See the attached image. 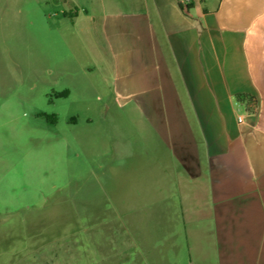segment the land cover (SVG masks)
I'll list each match as a JSON object with an SVG mask.
<instances>
[{"label":"rangeland","instance_id":"obj_1","mask_svg":"<svg viewBox=\"0 0 264 264\" xmlns=\"http://www.w3.org/2000/svg\"><path fill=\"white\" fill-rule=\"evenodd\" d=\"M97 7L0 0V153L31 156L42 173L38 207L16 210L17 237L0 241L16 254L0 264H218L209 209L184 226L174 192L149 189L155 139L133 104L114 105L99 22L83 13Z\"/></svg>","mask_w":264,"mask_h":264},{"label":"crops","instance_id":"obj_2","mask_svg":"<svg viewBox=\"0 0 264 264\" xmlns=\"http://www.w3.org/2000/svg\"><path fill=\"white\" fill-rule=\"evenodd\" d=\"M96 1L83 13L99 22L114 105L133 104L155 139L149 189L174 192L184 226L209 209L218 264H264V0ZM238 94L256 98L254 115ZM26 156L0 153V241L17 237V209L38 207Z\"/></svg>","mask_w":264,"mask_h":264},{"label":"trees","instance_id":"obj_3","mask_svg":"<svg viewBox=\"0 0 264 264\" xmlns=\"http://www.w3.org/2000/svg\"><path fill=\"white\" fill-rule=\"evenodd\" d=\"M67 92L62 93L60 96L66 95ZM236 103L242 105L248 114L254 115L257 111V100L254 96L247 94H238L235 96ZM41 115V114H40ZM47 121L55 122L53 115H44Z\"/></svg>","mask_w":264,"mask_h":264},{"label":"built area","instance_id":"obj_4","mask_svg":"<svg viewBox=\"0 0 264 264\" xmlns=\"http://www.w3.org/2000/svg\"><path fill=\"white\" fill-rule=\"evenodd\" d=\"M179 2L181 3V5L184 6V8L186 10H188L191 7V5L193 4L194 0H179ZM239 121L240 122L242 121L241 117L239 118Z\"/></svg>","mask_w":264,"mask_h":264}]
</instances>
